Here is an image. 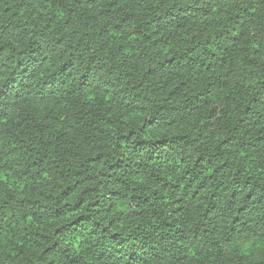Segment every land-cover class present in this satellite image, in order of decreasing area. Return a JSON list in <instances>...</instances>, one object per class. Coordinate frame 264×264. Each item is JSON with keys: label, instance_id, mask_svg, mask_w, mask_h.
I'll return each instance as SVG.
<instances>
[{"label": "clouds", "instance_id": "obj_1", "mask_svg": "<svg viewBox=\"0 0 264 264\" xmlns=\"http://www.w3.org/2000/svg\"><path fill=\"white\" fill-rule=\"evenodd\" d=\"M0 264H264V0H0Z\"/></svg>", "mask_w": 264, "mask_h": 264}]
</instances>
